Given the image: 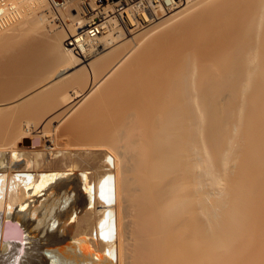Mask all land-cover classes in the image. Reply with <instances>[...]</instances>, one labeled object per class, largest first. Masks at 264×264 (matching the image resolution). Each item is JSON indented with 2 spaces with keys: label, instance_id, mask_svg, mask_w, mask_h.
<instances>
[{
  "label": "bare ground",
  "instance_id": "obj_1",
  "mask_svg": "<svg viewBox=\"0 0 264 264\" xmlns=\"http://www.w3.org/2000/svg\"><path fill=\"white\" fill-rule=\"evenodd\" d=\"M88 1L0 0V42L53 36L61 64L49 52L51 82L0 116V230L21 224L32 237L25 257L0 244V264H235L250 239L264 264V0H165L170 11L160 0ZM133 8L146 30L130 39ZM70 94L90 124L79 115L87 129H67L90 141L56 149L51 127L32 133L22 108L53 113ZM34 108L35 123L44 112Z\"/></svg>",
  "mask_w": 264,
  "mask_h": 264
},
{
  "label": "rangeland",
  "instance_id": "obj_2",
  "mask_svg": "<svg viewBox=\"0 0 264 264\" xmlns=\"http://www.w3.org/2000/svg\"><path fill=\"white\" fill-rule=\"evenodd\" d=\"M55 1V2H54ZM88 1V0H87ZM95 2H97V0H94ZM102 1V2H101ZM101 1H98L97 3H95V5L97 6L98 4L101 6V5H103L104 4V2H105V0H101ZM141 0H135L134 2H130L129 4H131L130 6H128V7H133V6H135L138 2H140ZM55 3V5L56 4H58V5H62V4H64V0H51V8H53L54 10H55V6H54V3ZM88 2H90V0L88 1ZM91 3L93 4V2L91 1ZM103 3V4H102ZM126 4V3H125ZM94 5V4H93ZM145 5H147V4H145ZM127 7V8H128ZM164 8H166V9H168V11H170L171 9H169V7H166L165 5L163 6ZM118 8V7H117ZM117 8L115 9V11L112 13V15L114 16L115 15V17H116V13H117ZM52 9V10H53ZM81 9V8H80ZM143 11H146L144 8H141ZM65 10V11H64ZM64 10H62V16L60 15V13H59V15L57 14V17H60V22L59 21H56V23L58 24V25H61L62 27H64L63 25H65L64 23H69L70 22V19L72 18L73 19V17H72V13L74 14L75 13V15H77V11H78V8H76V10H75V7H74V10H73V8L71 7L69 10H67V9H64ZM71 10V11H70ZM82 10V9H81ZM80 11V10H79ZM137 11V9H134L133 8V14H136L135 16H136V18L138 19V21H139V23L140 24H138V27H137V29H133L134 27H131V29H133V32L130 34V33H128V34H130V36L128 35V37L131 39L132 37H136V35L137 36H139V34L141 33V32H143V31H145L146 30V25L143 23V21H142V19H140L141 18V16H140V11H138V13L136 12ZM49 12V11H48ZM48 12H46V14L48 13ZM64 12V13H63ZM66 13V14H65ZM68 13V14H67ZM45 14V15H46ZM118 14V13H117ZM171 14H172V12H171ZM50 16L52 15V14H49ZM48 15V16H49ZM63 15L65 16V17H63ZM170 15V14H169ZM47 16V15H46ZM45 16V18L46 19H48V17H46ZM49 16V17H50ZM118 16V15H117ZM41 17V16H40ZM56 17V16H55ZM61 17H63L64 19L66 18L67 20L65 21L63 18V21H65V22H63L62 21V19H61ZM53 17L51 16V18L50 19H52ZM69 18V19H68ZM54 19V18H53ZM71 19V20H72ZM57 20H59L58 18H57ZM124 21V20H123ZM62 23V24H61ZM71 23V22H70ZM69 23V24H70ZM49 24H51V23H45V26H48ZM124 22H123V24L121 23V27H123L124 28ZM143 26H145V27H143ZM89 27H86L85 29H88ZM59 29V28H58ZM123 31H124V33H126L127 31H126V29L124 28L123 29ZM138 32V33H137ZM137 33V34H136ZM17 34V33H16ZM34 34H36L35 35V37H34ZM34 34H31L28 38L29 39H27V35L26 36H24L23 37V39H22V36H21V38H20V36L17 38V36H16V38L15 37H5L3 40H2V42H0L1 44H0V65L1 66H4V68H7L8 69V71H9V69H11L10 70V72L11 73H9V72H6L7 70H4L3 72H1V74H0V76L3 78H1L0 77V107L2 106H4L5 107V110L4 111H2V112H4V113H0V116L1 115H5V118H6V116L8 117V116H10L9 114V109H7V112L9 113V114H7V112H6V114H5V111H6V107H8V105H10L14 100H16L17 99V101H19L18 100V97H20L21 95L22 96H24L23 98H26V99H29V98H27V97H30L29 95L31 94V95H33V94H38V92L39 91H41V87H43L44 86V84L46 83V79H48V81H47V83H46V85L49 83V81L51 80V78L53 79V77H51V75L52 74H50V73H52V72H54L56 69V67L54 66V65H56V66H61V64L60 65H58V64H56L57 63V58H55L56 59V62H55V59H54V57H56V56H53V55H51V54H53L54 53V55H55V52L57 53V51L56 50H58V47H56L55 46V44H57V42L54 40V41H52L53 39H52V35L50 34V36H52L51 37V39L50 38H48V37H45L46 35H43L42 36V34L40 35V34H38L37 35V33H34ZM21 35V34H20ZM143 35V34H142ZM142 35H140V37L142 36ZM38 36V37H37ZM49 36V37H50ZM37 37V38H36ZM139 37V38H140ZM39 38H40V41L42 40V42H40L41 44H43L42 46L44 47H42V46H39L40 45V43H38L37 41H39ZM19 39V40H18ZM34 39H36V41L34 40ZM50 39V40H49ZM137 39V38H136ZM135 39V40H136ZM141 39H143L142 37H141ZM44 40V41H43ZM47 41V43H46V41ZM49 40V41H48ZM126 40H128V39H126ZM53 43H52V42ZM125 41V40H124ZM138 41V40H137ZM139 41H140V39H139ZM138 41V42H139ZM34 42V43H33ZM36 42V43H35ZM45 42V43H44ZM56 42V43H55ZM137 42V43H138ZM33 43V44H32ZM55 43V44H54ZM4 44V45H3ZM23 44V45H22ZM30 44V45H29ZM35 44H37V46H39V51H38V49H37V47H36V45ZM48 44V45H47ZM52 44V45H51ZM68 44V42H66V40L64 41V45L66 46ZM22 45V46H21ZM27 45H29L28 46V48H29V51H28V48H27ZM34 47H33V46ZM45 45H46V47H45ZM51 45V46H50ZM31 46V47H30ZM50 46V47H49ZM12 47V48H11ZM52 47V48H51ZM67 47V46H66ZM24 48V49H23ZM36 48V49H35ZM50 50H54L55 49V52H52V51H49V49ZM68 48V47H67ZM27 49V50H26ZM30 49L33 51L34 49L36 50L35 52H36V55H35V52L33 53L32 51H30ZM43 49V50H42ZM23 50H25V51H23ZM47 50V51H46ZM10 51V52H9ZM22 51V52H21ZM28 51V52H27ZM25 52V53H24ZM31 52H32V54H31ZM39 52V53H38ZM42 52H44L45 54H41ZM47 52V53H46ZM49 52H52V53H49ZM7 53V54H6ZM22 53V54H21ZM23 53L26 55H23ZM48 53H49V55H51V57L53 56V60H54V67L52 66V64H51V62H53V60H51L52 58L48 55ZM34 55L33 56V58H34V60H33V58H30L31 60H33L34 61V63L36 64H33V62L31 61V60H29L28 58H24V57H32V56H29V55ZM40 54V55H39ZM47 54V55H46ZM58 54V53H57ZM13 55V56H12ZM24 56V57H23ZM58 56H59V54H58ZM2 58V59H1ZM36 58V59H35ZM41 58H43V59H41ZM51 58V59H50ZM23 59H27V61L29 60V61H31L30 63H29V61H28V64L26 63L25 65H24V63L26 62L25 60H24V63H23ZM49 61H48V60ZM47 60V61H46ZM90 61H92V59L90 60ZM2 62V63H1ZM46 62V63H45ZM48 62V63H47ZM9 63H11V64H9ZM32 63V64H31ZM43 63V65H41ZM88 63H90V62H85L84 63V65H82L81 67H78V68H76V70H73V72L74 71H78L80 68H82L83 66H85V65H87ZM23 64V65H22ZM45 65V66H44ZM0 66V67H1ZM7 66V67H6ZM22 66H25L24 68L22 67ZM27 66V67H26ZM30 67V69H28L29 67ZM34 66V67H33ZM42 66H44V67H42ZM8 67H10V68H8ZM33 67V68H32ZM37 68V69H36ZM42 68V69H41ZM57 68H59V67H57ZM28 69V70H27ZM46 69V70H45ZM51 69H52V71H51ZM54 70V71H53ZM31 71V72H30ZM35 71V72H34ZM37 71H39V72H37ZM42 71H43V73H42ZM4 72H6L5 74H3ZM15 72V73H14ZM34 72V73H33ZM37 72V73H36ZM50 72V73H49ZM9 73V74H8ZM38 75H36V74ZM47 73V74H46ZM39 74H40V76H39ZM41 74H44V75H41ZM36 77H35V76ZM27 76H29V77H27ZM30 76H31V78H30ZM46 76V77H45ZM51 78H50V77ZM28 79H27V78ZM34 77V78H33ZM33 78V79H32ZM45 78V79H44ZM30 79V80H29ZM34 79H37V81H35ZM44 79V80H43ZM19 80V81H18ZM17 81V82H16ZM42 81H44V82H42ZM29 82V83H28ZM31 82H32V85H31ZM35 82V83H34ZM51 82V81H50ZM38 83V84H37ZM35 84V85H34ZM40 84H43L42 86L40 85ZM83 84H85V82H83ZM82 84V85H83ZM23 86V87H22ZM41 86V87H40ZM84 87H85V89H87L88 87H86V84L85 85H83ZM82 86V88H84ZM32 88V89H31ZM33 88H34V90H33ZM18 89V90H17ZM28 89H30L29 90V92H28ZM37 90V92H36V90ZM39 89V90H38ZM2 90V91H1ZM10 92H9V91ZM84 90V89H83ZM25 91H27V93L25 92ZM88 91V89L86 90V92ZM8 92V93H7ZM23 92V93H22ZM35 92V93H34ZM20 93V94H19ZM33 93V94H32ZM40 93V92H39ZM24 94V95H23ZM12 95V96H11ZM19 95V96H18ZM71 95V97L73 98V100H72V102L70 103V104H68V105H63V107H61L62 105H59V103H58V101H56V103L59 105L58 106V109H57V104H55V103H53L51 106H53V108L52 109H54L55 108V110H53V113L51 112L52 110H51V108L49 109V110H47V113L49 114H45V111H46V109H47V107H46V109H44L45 107H42V108H40L41 110H43L42 112H39L38 111V114L37 115H39V117H40V114H43V112H44V114H45V116H44V114L42 115V118L40 117V118H38V116H37V118L36 119H34V121H35V123H36V125L35 126H38V127H34V122H33V118H35V116H34V114L32 113V114H30L31 113V111H32V109L34 108H32V109H30L32 106H30V105H28V107H27V105H26V107H27V109L26 108H22V109H24L25 111H28V113L26 112L25 113V111L24 110H22L20 107V109L22 110V114H24V116H25V118H26V115L28 116V115H30V116H28L29 117V119H28V117H27V119H25L24 121H30L31 119V121H30V123L32 122V129H33V131H32V133H34L35 132V134H38L40 131L42 132L43 131V128L45 127L46 128V126H47V128H46V130H51L52 129V131H54L53 133H54V138H55V142H54V148H56V149H62V148H67V146L69 147L70 145L72 146V145H75V144H80V143H85V142H89L90 141V139H84V138H80L79 137V134H78V132H76V131H73V130H69V129H67V125L69 124V123H71L73 120H77L78 121V118H81L82 117V115L84 114H79V113H81L82 112V110L84 109V107H83V105L84 104H81L82 102H83V99L81 98V97H77V95H75V94H70ZM25 96H27V97H25ZM12 99V100H11ZM19 99H21V98H19ZM25 99V100H26ZM39 99H41V98H39ZM30 100H31V98H30ZM29 100V101H30ZM42 100H43V98H42ZM42 100H40L41 101V103H43L42 102ZM4 101V102H3ZM17 101H15V102H17ZM32 101V100H31ZM82 101V102H81ZM11 102V103H10ZM27 102H28V100H27ZM78 102V103H77ZM10 103V104H9ZM14 103V102H13ZM25 103V102H24ZM33 103V102H32ZM40 103V104H41ZM3 104V105H2ZM26 104H28V103H26ZM37 104H38V102H37ZM55 104V105H54ZM7 105V106H6ZM22 105V104H21ZM70 105V106H69ZM72 105H75V106H72ZM81 105V106H80ZM34 106H38V105H34ZM48 107H50V105H47ZM54 106H56V107H54ZM1 107V108H2ZM4 107H3V109H4ZM41 107V106H40ZM61 107V108H60ZM74 107V108H73ZM79 107H80V110H78L79 112H77L76 114H73V115H71V113L70 112H74L73 110H77V108L79 109ZM81 107H82V109H81ZM18 108V109H19ZM68 108H70V109H68ZM18 109H16L17 110V112H18ZM19 109V111H21ZM34 109H38V110H40L39 108H34ZM10 110H12V108L10 109ZM14 111H15V113H12L11 112V114H13V116H14V114H16L17 115V113H16V110L15 109H13ZM40 110V111H41ZM51 110V111H50ZM66 110H68L67 112H65ZM72 110V111H71ZM35 111V110H34ZM37 111V110H36ZM35 111V112H36ZM51 113H50V112ZM55 111V112H54ZM81 111V112H80ZM62 113V114H61ZM65 113V114H64ZM26 114V115H25ZM59 114V115H58ZM64 114V115H63ZM68 114V115H67ZM15 115V116H16ZM33 115V116H32ZM61 115V116H60ZM69 115H71L70 116V118H69ZM81 117H80V116ZM12 116V115H11ZM12 116V117H13ZM14 116V118H16ZM17 116H19V117H22V116H20V115H17ZM46 116H48V117H46ZM54 116H56L55 118H54ZM63 116V117H62ZM79 116V117H78ZM84 116L86 117V115H83V118H84ZM31 117H33V118H31ZM46 119H45V118ZM67 118L68 120L66 121V122H64L63 121V118ZM76 117V118H75ZM78 117V118H77ZM2 118L4 119V117L2 116ZM23 118V117H22ZM51 118H53L52 120H51ZM61 118V119H60ZM3 119H1V120H3ZM0 120V121H1ZM36 120L38 121V120H40V121H38V122H36ZM65 120V119H64ZM81 120H82V118H81ZM81 120H79V121H81ZM51 121H53V122H51ZM59 121V122H58ZM61 121V122H60ZM76 121V127L78 126V128L80 127L81 128V126H79L82 122H77ZM83 122L84 121H86L87 122V120H85V118H84V120H82ZM88 121H89V119H88ZM50 124V125H48V123ZM51 122V123H50ZM58 122V123H57ZM62 122H64V123H62ZM45 123V124H44ZM47 123V124H46ZM59 123L60 124H62L61 126L59 125ZM78 123H80V124H78ZM85 123V122H84ZM38 124V125H37ZM83 124V123H82ZM87 125L88 124H90V122H87L86 123ZM13 126H14V123L12 124ZM12 125H10L9 127H8V131H7V135L10 137L11 136V138H14V139H12L11 140V138H7V139H9L10 140V142L9 143H13V141H15L16 139L15 138H18V137H16V136H18V133L17 132H15L16 130H17V128H15V126L13 127L14 129H15V131H13L12 130ZM46 125V126H45ZM53 125V126H52ZM43 127V128H42ZM48 127H51V129L49 128L48 129ZM57 127V128H56ZM59 127V128H58ZM88 127V126H87ZM87 127H86V125L84 126V124H83V127L81 128V130H80V132L82 131H85L86 129H87ZM9 128H11L10 129V131L12 130L13 131V133L11 134V132L9 133ZM20 128L21 127H19L18 129L20 130ZM38 128V129H37ZM23 129V128H22ZM37 129V130H36ZM58 129V130H57ZM46 130H44V131H46ZM57 130V131H56ZM18 131V130H17ZM21 131V130H20ZM19 131V132H20ZM23 131V130H22ZM57 132V133H56ZM22 133V132H21ZM21 133H19V134H21ZM17 134V135H16ZM14 135V136H13ZM49 135V134H48ZM7 136V137H8ZM57 136V137H56ZM49 137V136H48ZM45 139L43 140L44 142H46V140L48 139L47 137H44ZM83 139V140H82ZM8 143V140H7V142L5 141V142H3V143H1V145H8L7 144ZM18 145H20V144H18ZM57 145V146H56ZM9 147V146H8ZM26 147H28V146H26ZM58 147V148H57ZM60 147H62V148H60ZM258 228V226H256V229ZM250 242H249V246H250V248L247 250V252H245L244 254H243V256L240 258V259H237L236 261H235V264H256V260H258V258H257V256H256V254L258 253V251H257V253H256V250H255V245H254V243H253V241L250 239L249 240ZM248 242V241H247ZM259 262H261V261H259ZM259 262H257V264H260Z\"/></svg>",
  "mask_w": 264,
  "mask_h": 264
},
{
  "label": "water",
  "instance_id": "obj_3",
  "mask_svg": "<svg viewBox=\"0 0 264 264\" xmlns=\"http://www.w3.org/2000/svg\"><path fill=\"white\" fill-rule=\"evenodd\" d=\"M34 144L40 145L41 141L36 139ZM2 229V232L0 230V244L4 249L11 251L10 256L13 258L25 257L29 252L32 240L31 233L27 228L21 224L5 223Z\"/></svg>",
  "mask_w": 264,
  "mask_h": 264
},
{
  "label": "built area",
  "instance_id": "obj_4",
  "mask_svg": "<svg viewBox=\"0 0 264 264\" xmlns=\"http://www.w3.org/2000/svg\"><path fill=\"white\" fill-rule=\"evenodd\" d=\"M155 1H159V0H155ZM162 1L163 6L165 5L166 7H168V5L165 4V0H160ZM179 4H176L175 6H179L184 4L185 2L189 1V0H176ZM96 25H93L92 27L89 28L90 31H94ZM92 34H95V32H92Z\"/></svg>",
  "mask_w": 264,
  "mask_h": 264
}]
</instances>
